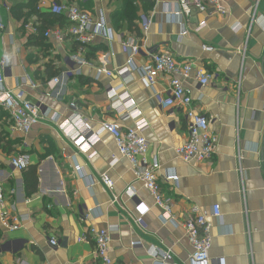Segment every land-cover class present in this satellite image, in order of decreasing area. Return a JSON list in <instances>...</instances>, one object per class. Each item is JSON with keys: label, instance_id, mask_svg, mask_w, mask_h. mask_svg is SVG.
Returning <instances> with one entry per match:
<instances>
[{"label": "crops", "instance_id": "obj_1", "mask_svg": "<svg viewBox=\"0 0 264 264\" xmlns=\"http://www.w3.org/2000/svg\"><path fill=\"white\" fill-rule=\"evenodd\" d=\"M66 2H75L93 14L102 12L115 40L109 44L96 39L89 45L93 51L88 53V46L83 53L90 66L85 65L81 75L62 77L49 87L46 82L67 71L63 58L76 52V42L66 37L63 44L47 39L50 45L46 49L29 45L27 35L22 37L18 30L19 21L10 15L11 2H0V19L5 25L0 33V58L9 60L4 72L6 86L22 90L47 116L57 113L60 123L79 113L97 130L102 121L115 118L107 110L105 92L119 80L106 75L95 79L93 68L101 62L110 69L124 65L127 56L119 37L132 35L142 41L135 57L138 66L156 51L170 52L177 63L200 60L211 73L212 83L200 86L190 78L186 85L193 90L194 107L218 135L214 157L207 163H187L177 157L175 147L188 139V132L182 108L175 102L161 106V100L170 95L167 76H158L152 89L134 72L127 88L150 125L144 133L149 143L146 157L160 163L161 190L172 198L175 220L190 217L194 207L208 215L213 205L220 207V218L209 217L210 264H264V0H221L227 8L225 15L194 9L178 20L168 14L178 0H155L153 7L141 13L151 18L145 35L130 30L125 22L118 29L113 26L112 14L121 7L119 1L59 3ZM54 3L56 0H40L38 9L51 12ZM253 17L260 18L259 22H252ZM31 20L30 32H34L38 21L35 16ZM200 21L206 24L196 30ZM65 25L67 21L56 27ZM185 30L188 33L181 36ZM203 44L214 50L203 51ZM110 52L114 55L107 56ZM48 63L59 70L56 76H47ZM72 102L77 110L69 107ZM24 143L30 165L37 164L38 189L29 196L24 192L22 171L9 163L12 155L23 151ZM72 157L95 184L89 186L73 170ZM169 172L177 175L176 182L163 181L162 175ZM101 174L112 179L113 191L98 182ZM129 186L135 192L132 197L125 194ZM0 189L9 215L29 217L15 231H6L0 224V264H97L88 235L90 226L118 228L110 234L113 264H155L150 254L153 246L170 249V264H192V248L184 230L162 223L152 196L106 131L84 155L51 121H41L22 136L0 115ZM141 205L149 208L144 227L135 223ZM50 239H56L57 245H51Z\"/></svg>", "mask_w": 264, "mask_h": 264}, {"label": "built area", "instance_id": "obj_2", "mask_svg": "<svg viewBox=\"0 0 264 264\" xmlns=\"http://www.w3.org/2000/svg\"><path fill=\"white\" fill-rule=\"evenodd\" d=\"M210 11L217 15H225L227 8L221 3V0H178L175 9L168 14L173 19H181L183 15L189 16L193 10ZM52 12L62 13L67 25L48 29L44 32V38L52 39L55 43L63 44L65 38L76 42L77 50L64 56L63 62L67 71L61 73L49 80L47 85L54 87L61 82L62 77L71 75H81L82 68L90 66V63L84 58L83 53L89 45L96 39L112 43L117 37L112 28L107 23V19L102 12L93 14L82 9L77 3H54ZM262 18V17H261ZM260 18H252V22H259ZM251 22V23H252ZM205 21L198 23L199 30L205 26ZM151 25V18L148 15L141 14L137 20V26L142 34H146ZM5 29V25L0 19V33ZM188 32L182 31L185 35ZM119 42L126 53L124 65L110 69L106 62H101L93 69L95 79L102 75L107 77H117L119 82L106 89L105 95L108 99L107 110L114 115L113 120H104L97 130H93L89 123L83 117L76 113L73 118L67 122H58V114L53 113L47 116L43 112V107L38 103H32L24 96L20 89L9 88L5 84V69L9 66V60L6 57L0 58V110L7 113L12 123L14 131L22 136L27 135L36 124L41 121H51L62 132L63 138L70 141L76 150L87 155L93 146L99 141L102 132L110 133L116 143L118 153L126 158L143 187L147 189L153 198L154 204L160 210L159 219L162 223H171L175 227H181L192 248L190 261L192 264H210L209 251L212 245L211 223L209 217L220 218L221 211L218 205H213L208 214L199 211L196 207L190 210L191 216L178 222L171 212L172 198L166 196L160 186L159 171L160 163L156 158L148 160L146 155L148 151V140L145 137V131L149 129V122L143 117L142 111L138 108L135 99L128 90V84L134 80L132 73H139L140 77L154 89L156 78L160 75H166L169 83V97L161 100V106L165 107L171 102H175L184 110L185 125L188 132V139L181 145L175 147V153L183 162L207 163L211 161L216 153L218 146V135L209 129V120L202 112L194 107L193 90L187 86L188 79L192 78L197 85L207 86L212 83V76L200 60L186 61L177 63L175 57L168 51H156L150 54L149 60L138 66L135 63V57L140 52L141 40L132 35L119 37ZM202 50L209 53L214 47L203 44ZM110 52L107 56H113ZM107 58V57H106ZM72 110H77L75 103H70ZM126 121H132V126H124ZM26 144H23V151L10 157L9 163L15 170L23 171L30 165V155L26 152ZM92 156V153L89 155ZM88 156V157H89ZM72 168L80 176L87 180L89 186L96 181L86 175L84 168L72 157ZM115 161V160H114ZM164 182H176L178 177L173 172L162 175ZM103 186L113 191V181L107 174H101L98 180ZM125 194L132 197L135 192L131 186L125 189ZM116 198L114 197L113 201ZM149 208L141 205L139 216L135 223L144 227V215ZM29 217L11 216L6 211L4 192L0 189V224L6 231H15L20 229L22 224ZM116 226L99 228L90 226L88 235L94 245V255L97 264H113L109 256V247L111 233L116 231ZM51 245H57L56 239L49 240ZM150 254L155 258V264H170L172 254L170 249L162 250L153 246Z\"/></svg>", "mask_w": 264, "mask_h": 264}, {"label": "trees", "instance_id": "obj_3", "mask_svg": "<svg viewBox=\"0 0 264 264\" xmlns=\"http://www.w3.org/2000/svg\"><path fill=\"white\" fill-rule=\"evenodd\" d=\"M40 0H15L10 3V15L18 20L21 25L19 28L23 29L24 24L28 23L32 17H36L38 25H35L34 32H28V44L39 46L42 49H46L50 44L47 39L44 38V32L48 27H56L63 25L66 18L62 13L56 12H41L38 9V2ZM113 1V0H110ZM121 2V7L112 14V23L115 28L118 29L120 23L125 22L130 30H138L135 21L139 18L142 12H147V8L153 7L155 0H116ZM57 3L60 0H56ZM140 5H139V4ZM90 48V49H89ZM88 53L93 51L89 46ZM45 72L48 77L56 76L59 72L54 68L51 63H48L45 68ZM0 115L6 117V113L0 110ZM24 192L26 195L34 194L38 189V175L37 164H31L27 169L22 171Z\"/></svg>", "mask_w": 264, "mask_h": 264}, {"label": "rangeland", "instance_id": "obj_4", "mask_svg": "<svg viewBox=\"0 0 264 264\" xmlns=\"http://www.w3.org/2000/svg\"><path fill=\"white\" fill-rule=\"evenodd\" d=\"M13 1H15V0H0V2H2L3 5H5L6 2H13ZM19 23H20V22H19ZM31 24H32V20L30 19L28 23L24 24L23 29H21V28L18 27V30H21V31H22V34H21L22 37H23V35H26L28 32H30V31L33 30ZM20 25H21V23H20ZM20 25H19V26H20ZM34 26H35V25H34ZM10 122H11V121L9 120V118H8V117H5V123H6L7 125H8V124L10 125Z\"/></svg>", "mask_w": 264, "mask_h": 264}]
</instances>
